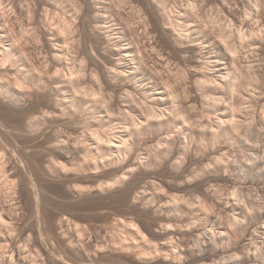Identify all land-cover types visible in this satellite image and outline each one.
<instances>
[{"label": "rangeland", "instance_id": "1", "mask_svg": "<svg viewBox=\"0 0 264 264\" xmlns=\"http://www.w3.org/2000/svg\"><path fill=\"white\" fill-rule=\"evenodd\" d=\"M252 2L259 4L256 20L264 22V0ZM62 4L66 7L67 1L63 0ZM211 9H214L215 15H218L219 11L215 3L211 4ZM54 12H58L57 15L61 13L59 17L66 20H74L67 8L60 7ZM219 16H221L220 13ZM26 22L24 24L28 28L29 23L27 22V25ZM222 23L226 28L230 27L227 19H224ZM76 40L77 42L79 40L81 44L76 43L77 47L80 45L78 51L83 50L79 52V58L76 55L77 52L70 54L65 50V47H68L67 43H57L58 45L54 48L48 47L46 43H41L42 46L41 44L33 45V57L37 62L35 70L38 71L33 74L34 76L32 75L31 80L35 79L34 83L26 80L20 87L14 84L15 87L17 85V89L11 83L9 92L0 90V150L3 149L2 151L6 154L5 161L7 164L9 162L10 174L18 177V183L24 185V194L34 209L31 221L33 233L38 235L41 232L43 235V241L54 258L52 264H264V184H262L264 183V97L259 95L260 91L257 90L259 83H264L259 75L262 76L264 73L256 72L255 79L259 81L261 79V81L259 83L255 81L257 86L254 83L256 88L251 89L248 87V79L240 81L239 72L232 70L230 75H227V82H234L238 78V89L234 90L235 93L231 92L232 97L230 96L226 105L220 98L223 93L222 78H217L218 81L220 79L219 82L215 80L213 83L214 85L216 83L215 87L213 84L203 86L200 84L204 81L202 77H194L192 74L193 67L189 63V56L182 58V55H173V61L170 63L172 65H166L165 69H161L162 73L165 71L169 75L167 77L164 73L166 78L159 87L165 94L163 97L165 100L161 96L163 101H153L155 104H152L153 102L146 104L147 101H143V105L145 103L147 106L140 103L137 107L127 103L129 98L126 92V94L124 91L119 92V89L113 87L111 89L103 82L101 65L97 64V61L90 60L91 51H89V44L85 46L88 43L85 37L79 35ZM243 45H240L242 46L240 54L245 60L246 57L252 56L249 55L252 51L248 45ZM61 46L64 49H60ZM51 52L57 54L56 60H53L56 55L52 58ZM67 53L70 54V58L66 56ZM58 58L61 60L58 61ZM71 58L78 61L74 62L75 60ZM249 58L246 59L248 62L254 60ZM79 60L83 62V65H79L81 67L86 65L87 71L83 67L84 77L83 75L78 77L80 80L83 78V81L81 80L80 84V80L77 79L79 83H76L82 87L74 89L76 84H73L76 80L71 81L68 73L77 69V71L82 70L79 69L81 68L78 65L81 63ZM64 61L67 65L63 64ZM70 63L77 64V67L74 65L76 69L72 68ZM53 64L57 66L54 67ZM67 66L71 67L70 70ZM46 67L50 68L46 69ZM58 69L64 70L67 82L66 78L64 80L63 76H60L59 71L60 74L56 72ZM29 70L32 72L31 70L34 69L29 68ZM203 70L206 72V69ZM45 71L47 75L56 77L57 85L54 79L51 78L54 83L50 79L52 84L47 80L51 76L46 78ZM99 73L102 81L95 77ZM41 76L47 80L46 83ZM199 78L203 81L200 82ZM138 79L140 80V78L134 80L137 85H139ZM97 80L101 83L97 84ZM7 81L4 80L3 83L9 84ZM65 82L69 84L66 85ZM219 83H222V86ZM101 85L104 88L107 87L108 92L103 88L101 90ZM261 86L264 87L262 84ZM13 88L21 90L19 91L23 92L21 96H14L16 90ZM95 88L100 90L97 91ZM94 89L98 92L96 95L99 99H95L97 96L92 98ZM58 90L62 91L59 93ZM76 90L77 92L80 90L82 94L75 93ZM89 90L91 98L88 97L89 94H86ZM245 90L253 93L248 101L244 99ZM103 91L106 93L101 94ZM176 92L177 98L174 97ZM55 94H58L57 96L60 94V97L58 98ZM105 94L107 97H104ZM108 94L113 95L114 98ZM82 97L88 102L83 99L85 102L83 107L80 108L78 104L75 108L74 102L79 100L78 98L81 100ZM102 97L106 100L103 101ZM109 97L110 102L116 101L113 105L117 111L113 110V114L106 110L108 104L105 102L109 103L107 100ZM216 97L220 98L221 102ZM38 98L45 101L40 102ZM56 99L60 105L56 103ZM249 102L254 103L256 110ZM140 105L142 108H139ZM149 105L157 109L161 108V111L165 110L163 120L165 124L167 122L166 127L165 124L162 128L153 127L154 129L151 128L148 132L141 134L139 139L138 137L135 138L137 140L132 139L133 145L130 152L120 154L109 150L105 143L107 138L112 136L114 140H118L119 136L125 135L129 127L127 122L130 123L126 120L128 115L135 112L139 118L143 119L145 118L143 112H146L145 109ZM72 108L79 109L76 111L78 113L75 109L70 112ZM61 110L65 111V114ZM166 115L171 118L172 123ZM187 119L191 122H186ZM231 119L244 123L240 124L241 128L235 132L221 134L223 131H218L219 136L217 135L218 138L214 140L213 129L219 126L216 124ZM198 129L203 132L201 133ZM207 129H209L208 132ZM98 136L102 140H99ZM170 137H175V141L173 139L174 142L170 141ZM171 144L175 147H171ZM165 146L169 148L168 150L170 147L172 149L170 153L165 154L166 158H169L168 162L165 161L163 164L162 161L166 159L163 157V159L159 158L161 161L152 159L158 156L159 149H164ZM180 150L183 151L180 152ZM185 152H188V155ZM132 154L133 159H131ZM135 160L142 161L137 163ZM156 161L161 162L163 167L169 166V172L166 171L168 175L164 173L165 170L159 163L156 164ZM169 162L172 163L171 166ZM211 163L215 167L221 164L223 168L217 166L215 170V167H209ZM175 164L181 166V169L189 167L190 172L194 173L193 177L189 179L184 177L181 169H173L175 166L172 168ZM205 165L213 170H208ZM172 170L175 172L173 173ZM200 173L203 175L201 176ZM226 207L229 209L228 212L223 210ZM233 207L240 208L235 213ZM220 217H222L221 220H219ZM252 228H256L255 237H249V241H246V236L253 230ZM73 236L75 239L72 238ZM174 249L177 251L176 254Z\"/></svg>", "mask_w": 264, "mask_h": 264}, {"label": "bare ground", "instance_id": "2", "mask_svg": "<svg viewBox=\"0 0 264 264\" xmlns=\"http://www.w3.org/2000/svg\"><path fill=\"white\" fill-rule=\"evenodd\" d=\"M62 1L63 0H0V90L9 92L11 83H12V86L17 89V85H19L18 87H20L25 83L26 80L30 81L32 79V75L35 74V72H36L35 66L37 65V62L35 61V59L33 57V52H32L33 45L39 46V44H41V43H46L47 45H49L48 47L54 48L56 45H58L57 43H65V44L67 43L68 47L67 48L65 47V50H67L70 54L71 53L76 54V52H77L76 55L78 57V54L81 51V50L78 51V49H80V45H81L79 40H80V38H82V37H80L78 42H77L76 39L79 37V35H81V36L83 35L85 37L86 41L88 42L87 43L84 40L87 43L85 46H88V44H89V51H91V55H90L91 59L90 60L97 61L98 62L97 64L101 65L100 70H101V75H102L101 77L104 80L103 82H105L106 85H108V87H110V88L113 87L115 89H119V92H121V91H124V93L126 92L128 94L127 95L128 98H129V100H128L129 102H127V103H130V105H133V106L137 105V107L140 103H142L141 105H143V101H147L146 104H149L148 102H153V101L158 102V100H162L161 96H162V98L165 96V94L161 92L162 88L161 89L159 88L162 85V83L164 82V79L166 78V76L164 77L165 71H164V73H162L163 71L161 72V69L166 67V65H169L173 61V55H182L183 56L182 58H184V56H186V57L189 56V58H188V59H190L189 63H191L192 67H193L192 74L194 75V77L195 76L202 77V79L204 81L200 80V78H199L200 82L203 81L202 83H200V82L199 83L202 84L203 86L212 85L215 82V80L218 81L217 78H222L224 80V83H223V87H222L223 88L222 89L223 93L221 94L222 97L220 96V98H222L221 100H223L225 102L224 104H226V105H227V101L230 99L231 92L238 89V81H237L238 78H236L237 80L234 82H227V77H228L227 75H230L232 70H236L239 72L240 81H241V79H248V81H249L248 87H251V89L256 88L257 85H256L255 81H257L258 83L261 81V79H262V81H264V74L262 76L259 75V78L261 77L260 81L257 78H256L257 80L255 79V76L257 75L256 72L258 73L260 71V72L264 73V22L261 20H260V22L256 20L257 19L256 10H257L259 4H257L258 2L256 4L253 3L252 2L253 0H66L67 1L66 7H64V5L62 4ZM212 3L216 4L217 10L221 14V16L224 17V19L228 20V22L230 23L229 28H226L224 26V24L222 23L224 19H222V17L219 16V13H218V15L217 14L215 15L214 9H211ZM60 7H63L65 9L67 8L69 13L71 14V18H74V20H70V19L66 20L63 17H59V15L61 13H59V15H57L58 12L56 13L54 11H56V9L58 10V8H60ZM64 11L67 12V10H64ZM52 14L57 15L59 18L57 16H53ZM25 21H27L29 23L28 28L24 24ZM28 23H27V25H28ZM25 27L27 29H25ZM62 39H63V42H61ZM76 43H78L80 45L77 47ZM239 43H240V45H243V44H245V46L248 45L251 48L250 50L252 51V53L249 55L250 56L252 55L253 57L251 56L252 58L251 57L250 58L248 57V58L249 59L254 58V60L252 62H251V60H250V62H248V60H246V59H248L247 57L245 60H244V58L241 57V56H243L242 54H240V51L242 50V49L240 50V47L242 48V46H240ZM65 44H63V46H67ZM41 46H42V44H41ZM60 49H64V47L61 46ZM50 50H52V49H50ZM54 53H52V58L56 55V58L53 59V60H56L57 54H54ZM63 53L64 52H62V54ZM69 53H67L68 55H66V56H69L70 55ZM74 55H72V56L74 57ZM80 55H81V53H80ZM176 57L177 56H175V59H177ZM69 58H70V56H69ZM71 59H73V61L75 60L74 58H71ZM60 60L61 59H59L58 61H60ZM83 60H85V59H82V61ZM65 61H66V58H65ZM65 61L63 62V64H66ZM76 61H78V59L75 60L74 62H76ZM82 61H80L81 63H78V65L79 64L83 65ZM68 62L69 61L67 59V63ZM55 63H57V61H55ZM72 63H70V64H72ZM84 64H86V63H84ZM49 65L50 64H48V66ZM68 65H69V63H68ZM74 65L72 64L70 66H73L72 68H75ZM95 65H96V63H95ZM170 65H172V64H170ZM50 66H52V64ZM53 66H54V64H53ZM56 66H54V67H56ZM79 66L81 67V65H79ZM67 67H69V66H67ZM83 67L85 69L86 65L79 68L82 70L77 71L78 70L77 69L75 71L73 70L72 72L68 73V75L70 76L69 79L71 81L76 80L73 85H75L76 83L77 84L79 83V81H78V80H80V79H78L79 76L83 75V77H84L85 70L87 71V69L84 70ZM168 67H170V66H168ZM29 68H33L35 71L31 70L33 72L32 73V72H30ZM47 68L48 67H46V69ZM70 68L71 67H69V70H70ZM59 69L56 72L58 74L61 73L60 76H63L62 78L65 80L66 77H64L65 76L64 70L59 71ZM61 69H63V68H61ZM167 69H166V71H168ZM203 69H206V72ZM51 70H52V68L50 69V71ZM97 70L100 71L99 69H97ZM97 70L95 72H97ZM50 71H48V72L50 73ZM169 71H171V70H169ZM66 72H68V71H66ZM40 73H38V75ZM165 74H167V73H165ZM55 75H56V73H55ZM68 75H67V77H68ZM48 76L49 75H47V72H46V78ZM60 76H59V78H60ZM97 76L95 75V77L97 79L102 81V79L100 77V73H99V75L97 74ZM168 76L169 75L167 74V77ZM37 77H39V76H37ZM41 77H43V80H45L44 83H46L47 80H49V82H50L51 78L54 79V81H55V78H56V77L53 78L51 76L50 78L48 77L49 79L46 80L44 78V76H41ZM137 78H140V80L138 79L139 85H137L134 82V80ZM41 79L42 78H40V80ZM172 79H171V81H172ZM4 80H6V81L9 80V81H7V82H9V84H4L3 83ZM81 80H80V84H81ZM99 80H97L98 81L97 84H99V82H100ZM167 80H169V82H170V79L167 78ZM31 81H30V83H31ZM33 81H35V79H33ZM54 81H53V83H54ZM56 81H55V84H56ZM65 81L67 82V78ZM219 81H220V79H219ZM103 82H102V84H103ZM58 83H60V82H58ZM254 83L256 86H254ZM14 84H17L16 87L14 86ZM67 84H69V83H66V85ZM168 84H166V86ZM221 84L219 83V85H221ZM261 84L264 85L263 82H261ZM261 84L259 83V87L257 88V90L260 91L259 95H262V97H264L263 96L264 95V87H262ZM48 85H49V83H48ZM73 85L71 84V86H72L71 88L74 87ZM76 85H75L74 89L82 87L79 85H77L78 86L77 87ZM215 85H216V83H215ZM215 85H214V87H215ZM103 86H104V84H103ZM168 86H171V84ZM31 87H32V85H31ZM65 87H67V86H65ZM99 87H100V85H99ZM200 87H201V85H200ZM217 87H218V85H217ZM248 87H246V88H248ZM102 88L104 90H107L106 89L107 87L104 88L101 85V90H103ZM16 89H14V90H16ZM115 89H113V90H115ZM62 90H58L59 93ZM77 90L75 93H77V94L80 93L81 89L78 92H77ZM82 90H84V88ZM92 90H91V92H93ZM96 90L94 91V94L92 93V95H91L92 98L98 95V92H96ZM99 90L100 89H98L97 91H99ZM19 91H21V90H19ZM19 91L16 90L14 92V96H21V94L23 92L20 93ZM24 91H25V89H24ZM186 91H189V90H186ZM107 92H108V90H107ZM177 92H178V90H177ZM183 92H184V90H183ZM251 92L252 91H250V90H247V91L245 90L243 92V95L245 98L244 97L243 98L246 99L247 101L250 100L252 98L251 94H253ZM3 93H5V92H3ZM89 93H90V90L86 94H89ZM104 93H106V92L103 91V93H101V94H104ZM115 93H117V91ZM178 93L174 97L177 98ZM234 93H235V91H234ZM80 94H82V93H80ZM101 94H99V95H101ZM182 94L184 95L186 93H182ZM55 95L57 96L58 94H55ZM181 95L179 97L180 99H181ZM215 95H217V94H215ZM11 96H12V94H11ZM89 96H90V94L88 95V97ZM105 96L107 97L106 94L104 95V97ZM112 96H110V97L114 98ZM172 96L173 95H171V98H172ZM57 97L59 98L60 94ZM74 97H75V95H74ZM85 97H87V95H85ZM110 97L107 99L108 101L111 100ZM169 97H170V95H169ZM89 98H91V97H89ZM120 98H122V97H120ZM220 98L216 97V99H218V100ZM38 99L40 102L44 100V99L40 100V98H38ZM57 99H56V103L59 100V99L58 100ZM78 99L80 100V98H78ZM83 99L84 98L82 97L81 100H83ZM95 99H99L98 96ZM102 99H103V101L106 100L103 97H102ZM126 99H127V97H126ZM216 99H214V100H216ZM79 100H76L75 102H78ZM81 100L77 104L74 102L75 108H77L76 106L78 104H79L80 108L83 107V105H84L83 103H85L84 102L85 99L83 100V102ZM163 100H165V99L163 98ZM218 100H217V102H218ZM59 101H61V100H59ZM85 101H87V100H85ZM124 101H126V100H124ZM173 101H174V99H173ZM212 101H213V99H212ZM65 102H67V101H65ZM87 102H86V105H87ZM96 102L98 103V101H96ZM115 102H110V101H109V103H107V101L105 102L106 104H108V107L106 109L108 113L111 112L113 114V110H115L114 109L115 105H113V103H115ZM259 102H262V101H259ZM263 102H264V100H263ZM110 103H112V104H110ZM166 103H168V100ZM249 103H250V105L252 104L251 102H249ZM57 104H59V103H57ZM146 104L144 103L143 106H147ZM152 104H155V102H153ZM174 104H176V103H174ZM80 105H82V106H80ZM141 105L139 106V108L141 107ZM219 105H218V107H219ZM100 106H101V103H100ZM120 106H122V105H120ZM165 106H166V104H165ZM104 107H106V106H104ZM258 107H261V106H258ZM62 108H63V106H62ZM75 108H72V111H70V112H73V109H75ZM134 108H136V107H134ZM146 108H147V109H145L146 112L145 111L143 112V115H145V118H143V119H141V117L139 118V116H137L135 112H133V113L131 112L132 115L130 113H128L131 115V117H130V115H128L129 116L128 119L129 118L130 119L129 120L126 119L127 121H130V123L127 122L129 127L127 125L128 128H127L126 134L119 136V137L117 136L118 140H114L112 138V136L111 137L109 136V138H107L106 142L104 141L106 143V147L109 148V150L114 151L116 153H120V154L130 152L131 151L130 149L133 145L131 143L132 139H135L137 137L139 139L141 134L148 132L149 130H151V128L154 129L153 127H155V128L161 127L162 128V126H164L165 122L163 119L165 118V113H164L165 110L161 111L162 110L161 108H160L161 109L160 110L159 108L157 109V108H155V106H150V105ZM221 108H223V107H221ZM254 109H255V106H254ZM78 110L75 109V112ZM92 110L94 111V109H92ZM128 110H130V109L128 108ZM142 110H144V108ZM253 110H251V112ZM115 111H117V110H115ZM59 112H58V114H59ZM94 112H96V111H94ZM127 112H129V111H127ZM76 113H78V112H76ZM103 114H104V112H103ZM249 114H250V112H249ZM121 115L124 116V114H121ZM121 115H119V117ZM171 115L174 116L173 114H171ZM181 115H183V114H181ZM93 116H94V114H93ZM115 116H116V114H115ZM178 116H180V115H178ZM110 117H112V116H110ZM166 117L168 118L167 115H166ZM118 120H119V118H118ZM121 121H122V119H121ZM165 121H167V120H165ZM170 121H171V118H170ZM185 121L187 122L188 119ZM238 121L236 119H233V120L231 119V120H226V121L223 120V123H221L222 121H220L219 124L218 123L216 124V125H219L217 128L215 127L216 129H213L214 126L212 125L213 126L212 129L214 130L213 139L215 140L216 138H218L216 136L217 135L219 136L218 131H220V130L223 131L221 134L238 131V129L241 128L240 124L242 125L244 123V122L239 123ZM188 122L190 123L191 120ZM171 123H172V121H171ZM166 124H167V122H166ZM166 124H165V127H166ZM209 129H210V126H209ZM209 129H207V132L209 131ZM194 130H195V128L193 129V131ZM198 131H201V130L198 129ZM191 132H192V130H191ZM202 132L203 131H201V133ZM195 133H198V132H195ZM198 136H200V135H198ZM174 138H171V140L169 138L168 139L170 141H173V140L175 141ZM96 139H97V137H96ZM98 139L102 140V138H100V137ZM209 139H211V138H209ZM135 140H137V139H135ZM170 141H166V142L171 143ZM100 142H102V141H100ZM169 143H166V144L169 145ZM174 144H176V143H174ZM186 144H188V143H186ZM181 146H183V145H181ZM171 147H173L172 144H171ZM171 147H170V150H172ZM167 148L168 147H166L164 149L161 148L162 150L159 149L160 150L159 154L157 152L158 156L154 155L155 157L152 156L153 157L152 159H154V160L156 159V160L161 161V159L166 158L165 154H167V152L170 153V150H168L169 148L168 149ZM184 148H186V147H184ZM2 150H0V264H52L53 263L52 260L54 258H52L53 256L50 254L48 247L45 245V242L43 241V235L41 234V232L38 235H34V233H33V227L31 225V221H32V217L34 215V209H33V206H31L28 203V200L24 194V185L21 183L20 184L18 183V180H17L18 177L12 176V173L10 174L11 170L8 169L9 162L7 164V162L5 161L6 154L3 152L4 150L3 151ZM176 150H178V149H176ZM181 151H183V150H180V152ZM188 151L190 152V150H188ZM185 153H187V155H188V152H185ZM132 156H133V154L131 155V157ZM169 156H171V154ZM169 156H167V157H169ZM133 158L134 157H132L131 159H133ZM159 158H161V159H159ZM166 159L164 161H162V163L163 162L165 163V161L168 162L169 158L167 160ZM176 160H178V159H176ZM183 160H184V158H183ZM7 161H9V160H7ZM131 161L133 162V160H131ZM140 161H142V160H140ZM140 161L138 160V162L137 161L136 162L139 163ZM150 161H152V160H150ZM184 161H186V160H184ZM216 162H217V160H216ZM158 163L160 164L161 162H158ZM158 163L156 161V164H158ZM169 163H167V164H169ZM176 163H177V161H176ZM182 163H183V161H182ZM213 163H215V162H213ZM220 163H222V161ZM171 164L172 163H170V166H171ZM183 165L184 164H182V166ZM206 165H205V168H207ZM213 165L214 164H212L211 166L209 165V167H212ZM220 165H217V166L223 168V166H220ZM161 166H159V167L161 168ZM174 166H175V168H173ZM191 166H192V164H191ZM168 167L169 166L163 167L165 170L164 173H166V171L169 172L170 168H168ZM213 167H215V166H213ZM216 167H215V170H216ZM172 168L173 169H181V166H178V164H175L172 166ZM209 169L213 170V168H209ZM181 171H183V175H185L184 177H187L188 179L190 177H193L192 174H194V173L190 172L189 167L186 166L185 168H182ZM192 171H194V170H192ZM228 171H229V169H228ZM161 172H162V170H161ZM168 172L166 173L167 175H168ZM174 172H175V170L173 171V173ZM203 174H204V171H203ZM203 174H201V176ZM205 175H207V174H205ZM184 181L185 180L183 179V182ZM190 182H191V180H190ZM262 184H264V183H262ZM227 191H229V190H227ZM222 192H224V191H222ZM230 194H232V193H230ZM231 207H232V205H231ZM238 208H240V207H238ZM238 208L237 207L234 208L233 211L236 213V211L239 210ZM220 209L222 210V208H220ZM223 210L225 212L229 211V209L227 207L223 208ZM224 211H223V213H224ZM230 211H232V210H230ZM248 211H247V213H248ZM239 212H241V211H239ZM227 214H229V213H227ZM229 216H230V214H229ZM222 217H220L219 220H221ZM247 218H249V217H247ZM255 227H257V226H255ZM252 229L253 230L249 231V234L246 236V239H245L246 241L247 240L249 241V237H253V236L255 237V234H256L255 229L256 228H252ZM220 233H221V231H220ZM72 238L75 239L74 236ZM175 252L177 253V251H175V249H174V253Z\"/></svg>", "mask_w": 264, "mask_h": 264}]
</instances>
